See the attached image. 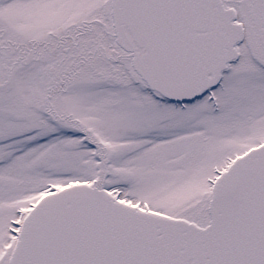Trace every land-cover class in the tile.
<instances>
[{
    "label": "snow or ice",
    "instance_id": "6c2138e0",
    "mask_svg": "<svg viewBox=\"0 0 264 264\" xmlns=\"http://www.w3.org/2000/svg\"><path fill=\"white\" fill-rule=\"evenodd\" d=\"M0 264H264V0H0Z\"/></svg>",
    "mask_w": 264,
    "mask_h": 264
}]
</instances>
